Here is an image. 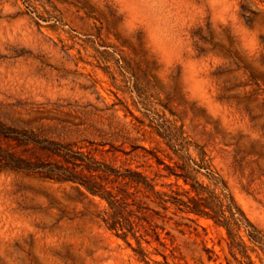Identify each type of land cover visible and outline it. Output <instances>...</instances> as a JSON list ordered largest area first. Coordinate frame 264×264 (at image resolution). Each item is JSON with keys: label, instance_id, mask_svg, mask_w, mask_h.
I'll use <instances>...</instances> for the list:
<instances>
[{"label": "rangeland", "instance_id": "1", "mask_svg": "<svg viewBox=\"0 0 264 264\" xmlns=\"http://www.w3.org/2000/svg\"><path fill=\"white\" fill-rule=\"evenodd\" d=\"M159 126L205 147L260 232L258 244L240 232L247 255L264 264V0H0V130L36 147L24 158L74 145L162 190L175 179L142 149L173 166ZM106 207L77 184L1 172L0 264H145L99 221ZM167 217L159 232L181 264H237L224 227ZM144 247L164 264L163 247Z\"/></svg>", "mask_w": 264, "mask_h": 264}, {"label": "trees", "instance_id": "2", "mask_svg": "<svg viewBox=\"0 0 264 264\" xmlns=\"http://www.w3.org/2000/svg\"><path fill=\"white\" fill-rule=\"evenodd\" d=\"M5 129L4 132L0 130V173L14 171L45 180L71 182L86 194L99 197L107 204L104 212L97 216L99 221L132 248L137 261L160 264L151 258L144 247L145 243L149 247L157 244L164 248L163 252L155 249L156 254L164 258V264H168L169 260L172 264H181L183 258L177 256L178 249L173 244L169 249L159 232V229L164 228H160L158 222L164 225L170 223L172 219H168L167 215L171 213L173 216H187L190 221L191 216L213 220L227 230L229 250L236 263L255 264L247 255L249 248L239 234L244 230L250 241L258 244L260 232L237 203L228 182L214 166V160L205 147L193 142L182 127L154 128L166 147L165 158L173 166L160 160L158 152L142 148L146 153H152L159 166H166L167 178L175 179V183L168 188L160 186L162 190L158 189L156 180L144 172L118 168L112 160L98 159L92 151L84 152L82 148L75 150L74 145H65V153L60 150L56 152L53 145L37 149L41 157L48 158L46 161L26 159L23 154L33 152L36 147L26 146L21 151L12 144L17 138L10 136V128ZM132 148L134 151L140 149L135 145ZM121 153L127 154L124 151ZM131 239L135 240L136 248L132 246ZM241 249L244 260L236 257ZM166 251H170V254L167 255ZM207 251L208 261L217 262L219 258L214 257L215 253ZM226 261L227 264H233L232 260L226 258Z\"/></svg>", "mask_w": 264, "mask_h": 264}]
</instances>
